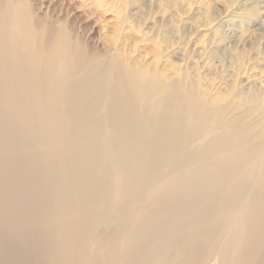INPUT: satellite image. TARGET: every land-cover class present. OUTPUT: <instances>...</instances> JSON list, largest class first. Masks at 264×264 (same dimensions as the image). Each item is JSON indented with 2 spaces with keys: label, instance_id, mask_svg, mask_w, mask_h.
Masks as SVG:
<instances>
[{
  "label": "bare ground",
  "instance_id": "bare-ground-1",
  "mask_svg": "<svg viewBox=\"0 0 264 264\" xmlns=\"http://www.w3.org/2000/svg\"><path fill=\"white\" fill-rule=\"evenodd\" d=\"M48 1L0 0V245L32 241L37 264H264V143L235 121L207 139L200 100L87 53Z\"/></svg>",
  "mask_w": 264,
  "mask_h": 264
},
{
  "label": "rangeland",
  "instance_id": "rangeland-1",
  "mask_svg": "<svg viewBox=\"0 0 264 264\" xmlns=\"http://www.w3.org/2000/svg\"><path fill=\"white\" fill-rule=\"evenodd\" d=\"M51 2L59 4L51 15L87 53L158 73L166 89L200 100L207 111L197 119L207 139L227 132L222 122H238L233 129L241 143H264V0ZM191 120L185 115L182 125ZM35 248L30 240L8 235L0 245V264H37Z\"/></svg>",
  "mask_w": 264,
  "mask_h": 264
}]
</instances>
